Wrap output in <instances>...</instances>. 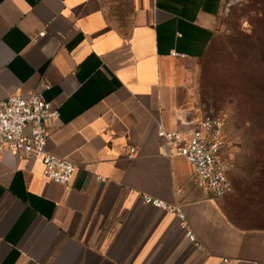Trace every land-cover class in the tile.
I'll use <instances>...</instances> for the list:
<instances>
[{"label":"crops","instance_id":"crops-1","mask_svg":"<svg viewBox=\"0 0 264 264\" xmlns=\"http://www.w3.org/2000/svg\"><path fill=\"white\" fill-rule=\"evenodd\" d=\"M223 2L0 0V100L49 85L45 148L76 166L64 185L0 155V264H264V180L214 198L157 133L203 116L188 65ZM145 196L179 205L195 240Z\"/></svg>","mask_w":264,"mask_h":264},{"label":"built area","instance_id":"built-area-1","mask_svg":"<svg viewBox=\"0 0 264 264\" xmlns=\"http://www.w3.org/2000/svg\"><path fill=\"white\" fill-rule=\"evenodd\" d=\"M241 1L224 0L222 11L227 12L233 4ZM43 34L40 32V35ZM172 55L185 57L177 52H172ZM48 86L43 85L27 95L13 94L0 100V155L9 151L17 157H36L43 165L45 178L66 185L74 176L75 164L45 148L48 122L59 117L58 108L44 97ZM225 123L223 114L207 112L188 128L167 131L159 126L157 132L164 154L184 157L193 166L198 181L214 198H221L231 190L230 168L224 157L227 147ZM135 154V147H129L127 158L132 159ZM144 202L174 213L187 237L195 240L179 205L151 196H145Z\"/></svg>","mask_w":264,"mask_h":264},{"label":"rangeland","instance_id":"rangeland-1","mask_svg":"<svg viewBox=\"0 0 264 264\" xmlns=\"http://www.w3.org/2000/svg\"><path fill=\"white\" fill-rule=\"evenodd\" d=\"M217 28L206 55L188 65L190 84L204 113L226 118L224 157L232 182L239 175L264 180V137H255L261 131L251 128V122L264 120V114L245 96L243 83L252 80L248 70L244 72L257 55L252 40L264 39V0L233 4L221 14ZM252 114L256 119H250Z\"/></svg>","mask_w":264,"mask_h":264},{"label":"trees","instance_id":"trees-1","mask_svg":"<svg viewBox=\"0 0 264 264\" xmlns=\"http://www.w3.org/2000/svg\"><path fill=\"white\" fill-rule=\"evenodd\" d=\"M256 40V39H255ZM264 39H258L256 41L252 40L251 49L254 50L255 55L254 60L245 68V73L247 70L252 78L250 81L244 83L245 96H249L251 104L254 107H258L262 114H264ZM260 114V113H256ZM252 114L251 120L256 119L257 115ZM247 121H244L246 123ZM258 128L261 132H257L255 137H264V120L258 121L254 120L251 122V128Z\"/></svg>","mask_w":264,"mask_h":264}]
</instances>
